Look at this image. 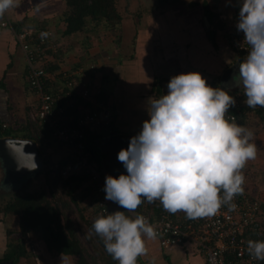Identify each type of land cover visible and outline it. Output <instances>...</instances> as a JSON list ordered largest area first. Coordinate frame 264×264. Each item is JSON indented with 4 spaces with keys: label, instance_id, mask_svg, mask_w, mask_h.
Returning a JSON list of instances; mask_svg holds the SVG:
<instances>
[{
    "label": "clouds",
    "instance_id": "9594fccd",
    "mask_svg": "<svg viewBox=\"0 0 264 264\" xmlns=\"http://www.w3.org/2000/svg\"><path fill=\"white\" fill-rule=\"evenodd\" d=\"M238 2L236 28L250 51L231 86L243 85L248 108L264 107V0ZM17 3L0 0V18ZM167 89L166 95L149 98L150 119L119 151L127 174L106 176L105 199L127 211L144 200L160 201L166 211H182L189 219L214 216L222 205L235 210L233 200L244 192L241 169L257 155V146L249 142L253 132L225 118L235 97L209 85L199 72L173 76ZM28 155L30 170H36L35 154ZM92 229L118 264H137L147 253L144 237L157 236L143 215L132 219L124 211L97 218ZM247 250L253 259L264 260V241L249 240Z\"/></svg>",
    "mask_w": 264,
    "mask_h": 264
},
{
    "label": "trees",
    "instance_id": "16d2710c",
    "mask_svg": "<svg viewBox=\"0 0 264 264\" xmlns=\"http://www.w3.org/2000/svg\"><path fill=\"white\" fill-rule=\"evenodd\" d=\"M63 9L58 17L59 23L64 24L62 30L63 36H70L78 32L95 33L109 32L114 36L115 46L120 43L121 29V15L118 13L115 2L116 0H62ZM161 7L168 4L173 5L179 0H157ZM236 1L239 9V2ZM197 3H191V7H196ZM204 15L207 17L212 28L207 31L209 41L215 46V36L218 32L224 35L227 27L238 16H232L231 22L221 20L222 18L210 8L208 2L203 1L201 4ZM164 11H160L162 13ZM11 28L14 32H20L22 24L11 23ZM48 27L47 22L39 21L32 28L33 30L44 29ZM34 32V31H33ZM97 32V33H98ZM52 40V39H51ZM48 50H45V55H48ZM58 54V53H56ZM55 54V55H56ZM238 56V63L243 62L242 56ZM83 60L79 63L81 64ZM79 65V64H78ZM47 73H55L58 77L56 81L44 79V91L52 94L54 98V109H61V116L64 118L66 125L75 127L79 115V107L86 102L83 101L81 93L77 92L79 83L76 80V75L67 73L65 75L59 72L57 64L46 62L43 66ZM64 76V77H62ZM167 76L157 77L153 81V96L158 99L165 95L161 88V81L166 80ZM74 79V85L69 90L65 87L67 80ZM62 80V81H58ZM27 84V81H26ZM212 87H218L212 81L209 82ZM0 87H3V80L0 81ZM64 88V89H63ZM66 88V89H65ZM238 93L229 92L236 100L241 101L240 111L234 112V122L238 125L247 128L250 122L251 114L256 120L255 124L264 128V107L257 106L256 108H248L245 100L244 90ZM66 92H71L70 96ZM166 92V91H165ZM35 94L34 90L25 86V95ZM35 111L27 108V112ZM26 112V113H27ZM233 112V111H232ZM20 138L30 139L37 147V153L42 161L41 175L44 180L45 189L39 191H22L12 194L7 201L0 207V213L7 216H14L17 218L16 230H9L5 228L6 247L0 257V263L17 264L20 259L27 261L31 254L27 247H31L34 243L43 245L45 251L53 257H65L72 260V264H97L101 261L103 264H118L111 255L105 250L103 240L94 233L92 225L94 221L101 216H108L109 210L106 208V213H101V207L97 203V195L89 184V179L83 172L69 174L62 176V170L69 164L70 151L68 148H62L60 144L53 139L48 127L39 121L22 122L18 120H0V138ZM100 134H91L89 131L85 132V148L90 161L97 164V169L102 172V158L100 156L99 140ZM60 147L63 150L59 154H49L48 149L53 147ZM68 151V152H67ZM262 173V172H261ZM102 175V173H101ZM259 175V172H258ZM258 185V184H255ZM253 186L248 188L246 181L242 185L244 192L239 196H247L251 200H255L259 204L257 230L248 231L247 240L264 241V197L259 196V187ZM153 207V211L148 209ZM162 204L160 201H155L149 208H144L141 204L136 210V215H143L151 222L159 217L162 211ZM147 210V211H146ZM70 215L76 216L77 220L72 221ZM177 220L185 221L188 217L181 213L177 214ZM76 223L78 227H76ZM84 229L87 242L93 249L91 254L85 246L82 245L78 237V229ZM157 240V238H155ZM28 245V246H27ZM138 259V258H137ZM140 261V260H137ZM141 262V261H140ZM142 263V262H141ZM260 264H264L262 261Z\"/></svg>",
    "mask_w": 264,
    "mask_h": 264
},
{
    "label": "crops",
    "instance_id": "0c3cea01",
    "mask_svg": "<svg viewBox=\"0 0 264 264\" xmlns=\"http://www.w3.org/2000/svg\"><path fill=\"white\" fill-rule=\"evenodd\" d=\"M48 1L49 0H18L17 5L8 10L10 21L11 23L22 24V30L32 32L34 31L32 27L36 25L37 22L42 21L48 23L47 28L52 29L54 33L51 38L52 40H50L47 62L57 64L59 72H62L63 75L67 73L75 74L76 80L79 83V88L77 89L78 93L82 84L87 86L88 97L83 98L85 99L83 101L86 103L78 108L79 115L95 108L101 113L105 112L108 115L105 124L101 122L95 123L86 128V131H89V133L95 135L100 134L101 136L98 145L100 147V156L102 158L101 173L103 178L105 179L108 175L118 177L121 173L127 174L117 157L119 151L122 148L126 149L130 141L125 140V142L122 143V141L120 142L116 139L118 136L133 137L137 135L142 129L143 122L150 119L147 107L150 103L149 98L151 97L154 99V90L152 89L153 81L157 77H162L161 74L157 76V72L150 64V60L154 58L158 49H156L154 42L151 39L149 40V38L147 40L148 46H144L143 43H145V40L140 35L139 31H135L134 35L137 34L136 43L141 44L137 49H133L132 51L129 50L130 46L127 44L131 39H122V41L118 43V46H115L117 45L115 44V39L110 36L106 38L107 41L103 42L102 45L98 42V46L95 47L92 44H90L91 46L87 45L88 39H85L84 42L77 39V33L70 36H63L62 30L64 29V24L59 23L58 18L57 22L52 19V17H55L53 13H56V10L48 8L44 12L40 10L43 7L49 6V4L43 6ZM58 2L63 6L62 0H58ZM60 12L57 13L59 14ZM150 15L152 20L158 19L159 16L161 19L163 17V19H165L169 17L170 12L164 11L160 13L159 11V15ZM220 17L224 18L223 14L220 15ZM150 25L154 26L155 24ZM166 25L169 27L168 24ZM166 25L160 24L161 28ZM167 30L168 28L164 27V33H166ZM219 35L220 33H217L215 38ZM194 37H198V40L202 39V36L198 33ZM220 38L227 46L224 40V35L221 34ZM203 39L210 44L209 39ZM201 44H203V40L201 41ZM215 44V51L213 52L219 53L220 50L217 47V42ZM18 51L22 55V69L20 73H18L17 70H13L15 67L13 66L12 57ZM201 52L203 51L201 50ZM197 53L198 50L196 48L193 49V56ZM213 55L209 54L204 57H199L198 55L196 60L199 64L191 63L193 68L190 65L188 66L192 69H197L203 77H206H204L205 79H216L219 87L225 88L226 90H232L223 86L224 79L221 75V71L231 66L230 63L219 68L220 73L216 74L217 65L215 61L217 60ZM81 60L83 61L80 64L79 62ZM88 62L96 63L94 70L91 71L88 67L86 68ZM184 67L187 69L189 68L187 66ZM152 68L153 71H151ZM133 70L136 73H145L142 76V79L139 78L138 81ZM49 74L51 76L50 81H56V79H58L55 73ZM147 76H149L148 79ZM1 79L3 80V87H0V120L8 121L13 119L22 122L21 120H23L24 115L27 114V108L30 109L33 107L34 109V107L37 106V102L35 94L25 95V86L27 87L25 60L15 41L13 29L10 30V28L0 29V81ZM150 79H152V82ZM146 80H148V87H142L141 84L144 82L145 86ZM137 85L140 86V89L138 90H136L138 88ZM160 86L162 90H164L163 94L166 95L168 92L167 86H163L162 84ZM70 94L71 92H66L67 96H70ZM13 98L15 100H13ZM146 98L147 103L144 101ZM121 100H123L126 109L123 108V104L121 105ZM130 108L137 110L138 112L132 116V121L138 123L135 122V118L137 117L140 122L143 121L142 123L139 122L140 124H133L130 122L129 126L126 121L128 115H131V112H126L125 110ZM126 127H130V131ZM62 148L57 149V147H53L49 148L47 151L49 154H59L58 152L63 150ZM151 204L152 203H148L146 200L142 203L144 208H149ZM106 208L109 210L108 215L115 211H124L125 215L132 219H135L137 216V210H124L117 203L109 200H106ZM148 211H153V207L151 206ZM144 240L147 253L139 256L137 259L143 264H175V262H177V264H204L203 256L192 246H175L169 250H162L156 239H147L144 237ZM2 250L4 251L3 248ZM172 256L175 257V262L173 261ZM164 258L166 261L163 260ZM61 260L65 264H72L70 258L55 257L51 259L54 263L61 262Z\"/></svg>",
    "mask_w": 264,
    "mask_h": 264
},
{
    "label": "rangeland",
    "instance_id": "374dc122",
    "mask_svg": "<svg viewBox=\"0 0 264 264\" xmlns=\"http://www.w3.org/2000/svg\"><path fill=\"white\" fill-rule=\"evenodd\" d=\"M203 1L208 2L212 11L218 14L222 13L224 18H222L221 20L227 22V24L231 22L230 20L233 15H235V17L239 15V9L237 8L236 1L234 0H179V2L173 5L168 4L164 8L158 4L157 0H116L115 7L122 18L121 20L122 30L120 31V42L122 41V39H129V40L131 39L127 43L130 46L129 50L132 51L133 49H137L141 43L139 44L136 43L137 34L134 35L135 31L136 32L139 31L140 35L145 40V43H143L144 46H148L147 44L148 38L149 40L151 39L154 42L156 49H158V52L157 53L155 52L156 55L152 60H150V64L151 67L153 66L155 71L157 72L156 73L157 76H159L160 74L162 76H167L166 80L160 82V84H162L163 86L164 85L167 86L168 82L173 76L179 75L181 73L198 72L197 69H192L193 66L191 64V63H196L197 65L199 64L198 61L196 60V57H198V55L199 57H204L205 55L214 54L213 57L216 58L217 60L215 61L217 65L216 74L220 73L219 68H222L225 64L230 63L231 65L225 68L223 71H221V75L224 76L223 86L228 87V89H232V90H228L229 92L232 91L233 93H238L239 90H241L240 92H242L244 90L242 84L239 87L231 86V81L233 79L239 80V75H238L239 63L237 60L238 56L236 52L228 48L225 45L224 41L220 38L222 32H218L220 33V35L215 38V41L217 42V47L220 50L219 53L217 52L214 53L213 51H215L214 49L215 46H213L212 43L210 42V44L212 45L211 46L206 42V40L203 39V38L209 39L207 36V31L213 27L211 26L207 17L203 13L201 7ZM191 3H197L198 5L196 7H191L190 6ZM47 4H49L48 7H43L45 9L41 8L40 10L44 12L47 8L55 9L56 13L55 12H54L55 14L53 13L55 17H52V19L57 22V18L60 16L59 15L60 13L58 14L57 12H60L63 9V6L61 5L60 2H58V0H49L43 6H47ZM159 11L170 12V15L168 18L165 19H163L164 18L163 17L162 18L163 20L160 18V16H159L160 19L158 18L152 20L150 14L159 15ZM204 19H206L207 26L204 23ZM150 24H155V25L151 26ZM160 24H165V25L168 24L169 27H167L166 25L163 26V28H161ZM164 27L168 28L166 33H164ZM97 32L98 31H96L95 33L92 32L88 33L87 31L78 32L76 34V37L77 39L83 42L85 41V39H88L87 45L91 46L90 44H92L95 47L98 46L99 44L98 42H100L102 45L103 42L107 41L106 39L107 37L111 36L112 38H114V36H112V34L109 32H102L100 30L98 33ZM197 33L200 34V36H202L201 40L200 39L198 40V37H194ZM202 40H203V44H201ZM195 48L198 50V53L195 56H193L194 55L193 49ZM201 50L203 52H201ZM12 58H13V66L15 67L13 68V70L14 71L17 70V72L20 73L22 69L21 53L19 51L16 52ZM95 64L96 63L88 62L86 68L88 67L89 70L92 71L95 68ZM188 65H190L192 68L189 67ZM184 66H187L189 68L187 69ZM151 71H153V68L151 69ZM144 74H142V72L139 73L135 72V76L138 81L139 78L142 79V76ZM148 78L149 76H147V79ZM150 80L152 82V79ZM209 81H213V80L209 79ZM141 86L148 87V80H146L145 86H144V82L141 84ZM137 87L138 88L136 90L140 89L139 85H137ZM13 100L15 99L13 98ZM144 101L145 103H147V98ZM122 104H123V108L126 109L123 100H121V105ZM125 111L131 112L130 113L131 115L130 116L128 115L127 121L125 120L126 122H128L129 126H130V122L133 124H140L143 122V121L140 122V120L137 119V117L135 118V122L138 123H134L132 121L133 119L132 116L138 113L137 110L130 108ZM28 113L29 112H27V114L24 115L23 120L21 121L28 119ZM250 116L252 119H250L247 129L252 131L254 135L249 142L254 143L257 146V155L255 159H251L246 162V165L243 169H241V172L245 177L246 185L248 187L245 189L247 190L253 188L255 184H258L255 186L259 187V196L263 198L264 197V128L256 125L255 124L256 120L254 119V116H252V114ZM127 129L130 131L131 128L128 127ZM57 149H60V147L57 146ZM40 170L35 176L23 178L18 183L9 182L8 184H6L5 182L7 181V176L3 170L2 163L0 161V207L14 193H18L22 191L32 192V191H39L45 189L44 180ZM8 185H11V188H9ZM70 218L72 221L77 220L76 216L74 215H70ZM16 221H17L16 217L7 216V215L5 216L2 213H0V257L1 254L3 253L2 248L4 249L6 247V242L8 241V237H6L5 234V228H8V226L7 224H5V222L9 223V228H8L9 230L15 231ZM76 227H78L77 223H76ZM84 229L85 228L83 227L81 230L78 229L77 231L78 237L82 245L85 246V248L92 254L93 249L86 240ZM27 250L30 251L31 254L33 253L35 254L30 256V258L27 261H25L24 259H20L17 264H65L62 260L61 262H55V263L54 261L52 262L51 259L55 257L47 253L42 244L39 245L37 243H34L31 247L28 246ZM174 258L175 257L172 256L173 261ZM163 260H165V258ZM97 264H103V263L101 261H98ZM175 264H177V262H175Z\"/></svg>",
    "mask_w": 264,
    "mask_h": 264
},
{
    "label": "built area",
    "instance_id": "2783aa9c",
    "mask_svg": "<svg viewBox=\"0 0 264 264\" xmlns=\"http://www.w3.org/2000/svg\"><path fill=\"white\" fill-rule=\"evenodd\" d=\"M238 19L233 21L225 30L224 40L227 46L239 53L242 60L246 59L250 46L244 41V34L236 28ZM11 28L8 11L0 18V29ZM14 38L19 46L26 65V81L36 96L37 106L35 111L28 113V121H39L45 124L53 139L61 146L68 148L72 161L62 170V176L83 172L89 179V184L97 195V203L101 207V213H106L105 192L103 191L105 179L97 169V164L89 160L85 148V132L87 126L95 123H106L108 115L98 109L83 112L77 119L76 126L70 127L61 116V109H54L52 94L44 91V79L51 80L49 73L43 69L47 62L45 50L50 48V40L53 31L50 28L39 30L14 32ZM72 73L70 74V76ZM209 84V79H206ZM217 85V80L212 81ZM74 85V79L66 81L69 90ZM87 86L82 84L81 96L88 97ZM236 100V99H235ZM241 101L230 107L226 113L229 122L235 120L234 112L240 111ZM233 111V112H232ZM222 195V193H221ZM233 203L235 210H229L227 206L219 209L218 213L211 217L187 219L179 221L177 213L173 214L162 207L159 217L148 223L157 233V242L162 250H169L175 246L189 245L203 256L204 264H260L264 260L253 259L247 250L248 231L257 230L259 204L247 196L237 195ZM181 213L185 214L181 211ZM186 215V214H185ZM137 264H143L137 261Z\"/></svg>",
    "mask_w": 264,
    "mask_h": 264
},
{
    "label": "water",
    "instance_id": "95a60500",
    "mask_svg": "<svg viewBox=\"0 0 264 264\" xmlns=\"http://www.w3.org/2000/svg\"><path fill=\"white\" fill-rule=\"evenodd\" d=\"M204 23L207 26L206 19H204ZM130 139L131 137L118 136L116 140L123 143ZM33 153L38 165L36 170H30L33 160L28 154ZM0 161L7 176V182L11 183H17L23 178L37 175L42 166L36 144L30 139L0 138ZM0 264H5V262Z\"/></svg>",
    "mask_w": 264,
    "mask_h": 264
},
{
    "label": "flooded vegetation",
    "instance_id": "af4514ba",
    "mask_svg": "<svg viewBox=\"0 0 264 264\" xmlns=\"http://www.w3.org/2000/svg\"><path fill=\"white\" fill-rule=\"evenodd\" d=\"M5 183L8 184L9 182L6 181ZM17 183H18V182H17Z\"/></svg>",
    "mask_w": 264,
    "mask_h": 264
}]
</instances>
